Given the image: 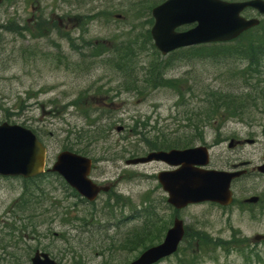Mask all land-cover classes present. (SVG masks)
<instances>
[{
	"label": "rangeland",
	"instance_id": "1",
	"mask_svg": "<svg viewBox=\"0 0 264 264\" xmlns=\"http://www.w3.org/2000/svg\"><path fill=\"white\" fill-rule=\"evenodd\" d=\"M163 1L6 0L0 7V124L36 130L48 149V165L67 147L96 161L93 179L100 184L119 177L118 189L94 203L77 200L57 176L35 183L0 178V250L6 247L14 253L13 261L25 262L33 250L43 249L60 264H127L163 238L178 217L195 234L205 232L224 241L245 238L259 259L252 255V263H246L235 252L209 259L194 247L195 234H186L180 252L159 264H264V242L254 239L264 234V221L252 227L247 219L226 216L209 204L191 206L177 215L166 211L161 204L165 194L156 179L165 166L125 165L128 159L150 152L153 145L184 148L187 140L190 147L218 145L212 152L218 163L238 156L257 163L264 153V58L259 73L247 75L248 63L242 57L199 60L180 53L161 57L157 65L165 78L179 80L184 97L172 89L149 91L140 82L144 97L127 93L125 83L145 78L139 74L141 68L155 63L142 36L152 27L148 24L152 7ZM130 31L140 33L143 54L138 64L131 59L127 78L103 59L120 47L108 42L115 38L127 42ZM93 53L103 56L85 63ZM96 89L115 97L109 102L114 104L112 116H103L98 110L103 108L94 106ZM108 89L123 92L115 95ZM207 93L226 95L224 102L228 100L238 114L219 106L213 117L205 115ZM55 106L60 113H50ZM93 121L95 126L90 125ZM99 124L100 133L106 129V135L97 140L90 131ZM109 124L115 126L106 128ZM123 126L131 131H117ZM152 128L162 133L157 136ZM78 131L83 139L76 143ZM238 135L257 142L230 148L229 140ZM147 198L158 212L150 224L143 223ZM134 210L140 212V221L123 222L124 215Z\"/></svg>",
	"mask_w": 264,
	"mask_h": 264
},
{
	"label": "water",
	"instance_id": "2",
	"mask_svg": "<svg viewBox=\"0 0 264 264\" xmlns=\"http://www.w3.org/2000/svg\"><path fill=\"white\" fill-rule=\"evenodd\" d=\"M246 8H253L264 15L262 0L237 3L222 0H167L152 10L155 24L151 35L156 48L163 55L179 48L231 41L259 24L258 19L241 16ZM193 24L196 26L188 31L176 32L181 26ZM208 158L205 147H196L151 152L145 157L131 160L129 164L160 161L170 167H178L158 174L159 183L168 193L169 204L176 209L203 202L227 205L231 202L229 187L234 175L201 169L208 165ZM45 166L46 149L30 130L7 123L0 125V176L32 178L43 174ZM90 169L89 159L64 151L57 156L52 169L48 171L59 174L79 194L93 201L101 188L88 179ZM260 170L264 172V167ZM183 236V223L176 220L163 243L146 250L131 264H155L172 255L177 251ZM262 239L264 236L256 237V240ZM41 256L44 260H41ZM32 264L56 263L46 254H36Z\"/></svg>",
	"mask_w": 264,
	"mask_h": 264
},
{
	"label": "trees",
	"instance_id": "3",
	"mask_svg": "<svg viewBox=\"0 0 264 264\" xmlns=\"http://www.w3.org/2000/svg\"><path fill=\"white\" fill-rule=\"evenodd\" d=\"M151 23H152V20L149 19L148 24H151ZM139 35L140 33L134 34V32H131V31L128 32L127 42L122 43L120 47H118L114 51L115 53H117L118 57H121L117 65L118 72L119 74H122L123 76H126L127 78L128 77L130 78V76L128 75V72L131 70V64H132L131 59H133L136 62V64H138L139 58L143 54L141 51H139V43H138ZM243 40L245 42H243ZM142 41L144 43V46L147 45L149 48L154 49L153 44H152V39L148 31L142 36ZM154 52H155V55H157V51L155 49H154ZM180 54H186V57L189 59H199V60L215 59V58L217 59L220 57H224V58L242 57L243 60H246L248 63L246 72L248 73L249 71V74L247 75H250L252 73L253 74L259 73V66L261 64V61L264 58V31L262 30V23L260 26L249 30L244 35H242L238 40L232 43L216 44V45H202V46L190 48L186 53L182 52ZM155 63H152L151 65L149 64L148 67H142L139 74L144 72L145 74H147V76L143 75L145 76V78L135 77L134 81L125 83L127 84L125 89L130 92L133 91L137 96H143L144 95L143 88L141 89L138 88L139 87L138 85L140 82V87L149 86L152 90H155L159 87L173 89L175 90L176 92L175 94L177 96H180V98H183L184 93L181 92V87L183 85L181 86V83L177 81L165 82L166 79H163V75L161 73L162 71L160 70V67ZM122 92L123 90H120L117 92V94H120ZM177 92H180V93H177ZM206 96H207V99L204 100V102L206 103L205 115L213 117L217 113V111H220V107L222 109L233 111L234 115L238 114V112L236 111L238 109H236L234 106L231 107V105H229L228 103V100L224 102L226 95L224 94L216 95L212 93H207ZM210 98L213 104L210 101ZM231 102L232 101H230V104ZM101 112H102L101 113L102 115H105L106 113H110L111 111L102 110ZM50 113H60V112L57 111V108L55 106V108H53ZM203 113H200V114L204 115ZM82 114L87 117L86 112H83ZM93 122L94 123L90 124L91 126H95L96 121H93ZM147 126H148L147 122L141 124L142 129H145ZM99 127H101L100 124L90 131L91 135H93L92 137L97 136L98 138L97 140H100L99 138L102 137L101 135H105L106 133V129L101 130V133H100ZM106 127H109V125H107ZM198 129L199 127H196L195 132H197ZM34 132L37 135V137L40 140H42L40 134L36 132V130ZM161 133H162L161 131H158L156 134L158 136ZM80 134H81V131H78L76 133V138H75L76 143H79L83 139L82 137H80ZM141 135H143L142 137H145L144 133H141ZM92 139L93 141H95L94 138ZM190 146L191 145L188 140L185 141V143L182 145V147L184 148H187ZM65 149L71 150L70 148H67V147ZM39 179L41 178H37L36 181ZM28 181L35 183V179L28 180ZM71 192H72V196L74 195L76 196L74 191L71 190ZM24 195L25 193H23V196ZM148 199L149 198H147L146 202L148 201ZM155 209H156L155 205L149 201L148 206L145 208V214L151 217L152 219H155V216L157 214ZM186 234H187V237H189L190 235L195 234V232L192 233L188 229ZM193 239H194V247L197 246L199 250L205 251L204 254L207 255L208 256L207 258L209 259H212V258L216 259L214 258L215 255L220 252L221 253L225 252L226 254L236 252L242 256V258L244 259L246 263H252L253 261L252 255H255V254H252L254 253V251H251L253 249L250 246H248L249 243L247 240H245V238L239 239V238L233 237V240L231 241H224L221 239H213L205 232H199L195 234ZM135 240H136V236H135ZM152 241L153 240H151V242ZM146 248H148V246L145 247L144 249ZM10 256L12 258H15L14 257L15 255L13 253H10L9 251L6 250V247L1 248L0 257H2L3 259H8V261H12V259H9ZM255 257L259 259L258 255H255ZM259 261L261 262V260Z\"/></svg>",
	"mask_w": 264,
	"mask_h": 264
},
{
	"label": "flooded vegetation",
	"instance_id": "4",
	"mask_svg": "<svg viewBox=\"0 0 264 264\" xmlns=\"http://www.w3.org/2000/svg\"><path fill=\"white\" fill-rule=\"evenodd\" d=\"M250 11L251 15L255 16L256 12L254 10ZM254 138V137H253ZM229 141H232L229 144V147L239 148L244 146L247 143L255 144L257 140L246 139L245 137L238 135L236 137H232ZM209 152V170L215 171H225L231 173H241L240 175L235 176L232 179L230 184V190L232 194V200L230 205L224 206L216 203H208L212 205L215 209L220 211V213L226 216L239 215L243 221L248 220L249 224L252 227H255L257 224L260 225L264 221V174L259 170L262 166H264V153L262 154V160L260 162L254 163L251 160H243V158H236L226 160V158L218 163L213 160L212 152L218 145H205ZM216 162V164H215ZM115 177V182H109L106 184L99 185H107L106 193H110L115 189H118V178ZM261 235V234H256ZM41 253H46L43 249H37ZM48 254V253H46ZM51 259L50 254H48ZM32 258H26V262H21V264H31ZM3 258L0 257V264L3 263Z\"/></svg>",
	"mask_w": 264,
	"mask_h": 264
}]
</instances>
